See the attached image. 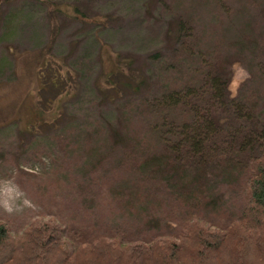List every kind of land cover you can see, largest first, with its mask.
Returning <instances> with one entry per match:
<instances>
[{
	"label": "trees",
	"instance_id": "16d2710c",
	"mask_svg": "<svg viewBox=\"0 0 264 264\" xmlns=\"http://www.w3.org/2000/svg\"><path fill=\"white\" fill-rule=\"evenodd\" d=\"M172 1L173 11L164 6L171 48L162 53L148 47L147 68L116 55L107 69L100 65L97 77L82 70L88 56L70 65L51 55L60 26L50 11L31 114L0 123V134L13 125V141L28 135L34 151H55L68 174L74 162L104 175L125 165L148 185L166 173L184 179L188 170L204 185L216 167L228 165L223 174L237 172L240 209L215 220L194 217L172 232L135 240L65 229L52 220L30 222L13 234L0 221V264H264V57L250 33L253 8L243 0H187L188 8ZM250 2L264 7V0ZM197 10L204 13L196 20ZM234 20L243 23L229 37ZM208 21H216L209 36L203 28ZM236 56L255 73L231 97ZM1 140V153L11 154Z\"/></svg>",
	"mask_w": 264,
	"mask_h": 264
},
{
	"label": "rangeland",
	"instance_id": "374dc122",
	"mask_svg": "<svg viewBox=\"0 0 264 264\" xmlns=\"http://www.w3.org/2000/svg\"><path fill=\"white\" fill-rule=\"evenodd\" d=\"M179 1L189 7L187 0ZM243 1L253 8L248 22L250 33L259 55L264 57V7L251 0ZM171 3L172 0H0V123L31 114L40 52L50 38V11L60 26L51 55L66 59L70 65L88 56L90 61L82 70L97 77L100 65L107 69L116 55L131 58L136 67L147 68L148 53L159 48L167 52L172 45L165 36L170 19L164 6L169 4L166 10L173 11L175 3ZM74 8L78 10L75 14ZM202 13L197 10L196 20ZM215 22L203 24L207 36ZM241 22H231L229 37L241 29ZM247 36L242 40L247 41ZM148 47L152 52H147ZM254 73L244 58L232 59L230 96H237L244 85L251 83ZM112 108L107 112L114 111ZM12 129L13 125L0 134L2 148L11 152L5 155L0 151V221L6 222L13 234L30 222L52 220L65 229L80 227L85 233L102 232L121 240H135L151 233L172 232L194 217L215 220L240 209L241 197L236 188L239 182L233 177L237 172L223 174L228 165L216 167L220 169L215 168L218 172L213 171L204 185L193 170H188L184 179L166 173L165 180L148 185L142 176L130 172L131 166L128 170L122 165L118 171L104 175L89 167L79 168L81 165L72 159L74 169L68 174L69 169L64 171L60 166L63 156L41 146L40 151H34V146L27 144L31 140L28 135L20 142L13 141ZM140 151L137 156L145 152Z\"/></svg>",
	"mask_w": 264,
	"mask_h": 264
}]
</instances>
